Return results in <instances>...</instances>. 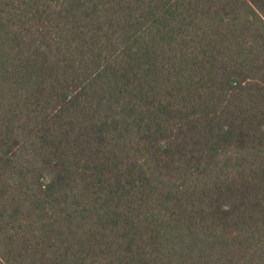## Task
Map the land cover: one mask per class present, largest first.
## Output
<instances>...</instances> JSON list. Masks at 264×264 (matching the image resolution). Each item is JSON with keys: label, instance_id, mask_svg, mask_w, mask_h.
Segmentation results:
<instances>
[{"label": "trees", "instance_id": "trees-1", "mask_svg": "<svg viewBox=\"0 0 264 264\" xmlns=\"http://www.w3.org/2000/svg\"><path fill=\"white\" fill-rule=\"evenodd\" d=\"M0 264H264V0H0Z\"/></svg>", "mask_w": 264, "mask_h": 264}]
</instances>
